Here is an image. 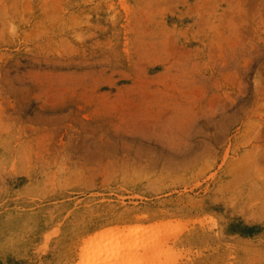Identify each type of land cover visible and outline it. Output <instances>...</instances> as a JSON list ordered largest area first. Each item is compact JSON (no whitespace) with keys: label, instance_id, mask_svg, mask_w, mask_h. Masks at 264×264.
Wrapping results in <instances>:
<instances>
[{"label":"rangeland","instance_id":"374dc122","mask_svg":"<svg viewBox=\"0 0 264 264\" xmlns=\"http://www.w3.org/2000/svg\"><path fill=\"white\" fill-rule=\"evenodd\" d=\"M91 262L264 264V0H0V264Z\"/></svg>","mask_w":264,"mask_h":264},{"label":"bare ground","instance_id":"6f19581e","mask_svg":"<svg viewBox=\"0 0 264 264\" xmlns=\"http://www.w3.org/2000/svg\"><path fill=\"white\" fill-rule=\"evenodd\" d=\"M98 237V236H97ZM94 239V238H93ZM92 239V242L96 239V237H95V239L93 240ZM90 241V240H89ZM92 242H90V244H92ZM87 245V244H86ZM89 246V245H88ZM93 247V246H92ZM92 247H91V245H90V247L88 248V247H86L87 249H92ZM90 251V250H89ZM94 263H96V262H91V264H94Z\"/></svg>","mask_w":264,"mask_h":264}]
</instances>
